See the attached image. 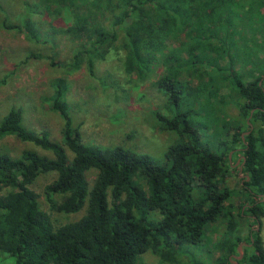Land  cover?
Listing matches in <instances>:
<instances>
[{
	"label": "trees",
	"instance_id": "16d2710c",
	"mask_svg": "<svg viewBox=\"0 0 264 264\" xmlns=\"http://www.w3.org/2000/svg\"><path fill=\"white\" fill-rule=\"evenodd\" d=\"M31 6L75 41L64 66L84 64L92 75V57L122 49L128 79L142 82L151 73L170 106L168 115L155 112L153 127L170 143L160 162L120 145L83 143L62 100V77L51 79L48 98L62 120L59 142L26 129L22 109L9 105L0 113V138L13 135L47 154L0 150V264H143L145 253L182 264L179 256L194 245L208 257L212 249L220 254L190 257L188 264H264V0H36ZM11 15L0 0V29L43 42L28 15ZM237 158L244 195L233 212L227 177ZM49 172L54 177L42 188L48 209L77 217L55 223L40 206L30 185ZM214 224L222 227L211 242L206 232ZM239 244L242 256L232 262Z\"/></svg>",
	"mask_w": 264,
	"mask_h": 264
},
{
	"label": "rangeland",
	"instance_id": "374dc122",
	"mask_svg": "<svg viewBox=\"0 0 264 264\" xmlns=\"http://www.w3.org/2000/svg\"><path fill=\"white\" fill-rule=\"evenodd\" d=\"M1 1L12 14L11 18L28 15L40 29L44 37L42 41L45 43L30 40L25 32L0 29V78H4V82L0 83V113L9 105L19 107L22 109V124L26 129L45 132L49 139L59 142L62 120L58 113L50 110L48 98L53 90L51 79L62 77L66 88L62 100L66 105L72 126L77 129L83 143L102 147L120 145L144 153L155 162L163 159V152L170 141L165 133L153 127L154 114L160 112L168 115L170 106L166 98L161 97L152 85L151 73L147 74L146 80L142 82L128 79L122 70V49L110 51L101 60L92 57V75L88 74L84 64L78 69L64 66L65 59L71 54V44L75 41L66 33L55 32L36 14L35 8L31 6L36 0ZM44 55H53L54 60L59 61L60 64L50 65L47 59L42 57ZM11 64L14 66L12 69H10ZM232 111L231 107L227 112ZM203 117L204 115H201L200 120ZM22 148L34 150L41 155L47 154L30 142L19 141L13 135L0 138V150L11 155H16ZM237 160L238 158L235 162ZM235 162L231 165L227 177L228 185L234 190L233 212L236 211L244 195L240 187L242 174L235 173L234 168L238 167V161ZM93 174L92 170L86 173L88 181ZM53 177L52 172L40 174L30 185L39 196L40 206L50 213L55 223L77 217L79 213L65 214L48 209L42 196V188ZM238 222L240 227L244 226L242 220ZM213 227L212 231L206 232L211 242L218 239V231L222 226L214 224ZM260 236L264 246V218L260 220ZM185 250L186 254L179 256L180 263L183 261L182 264L187 263L186 260L190 257L205 261L209 260L207 258L213 260L220 254L219 250L212 249L208 257L205 249L198 245L188 246ZM236 256L237 254H232V262L241 258L242 250L241 256L239 258ZM141 261L143 264H170L151 253L143 254Z\"/></svg>",
	"mask_w": 264,
	"mask_h": 264
},
{
	"label": "water",
	"instance_id": "95a60500",
	"mask_svg": "<svg viewBox=\"0 0 264 264\" xmlns=\"http://www.w3.org/2000/svg\"><path fill=\"white\" fill-rule=\"evenodd\" d=\"M237 161H239V160H237ZM237 161L235 162V163H237ZM240 166V165H239ZM240 246H241V244H239L238 246H237V258H239L240 256H241V250H240Z\"/></svg>",
	"mask_w": 264,
	"mask_h": 264
},
{
	"label": "flooded vegetation",
	"instance_id": "af4514ba",
	"mask_svg": "<svg viewBox=\"0 0 264 264\" xmlns=\"http://www.w3.org/2000/svg\"><path fill=\"white\" fill-rule=\"evenodd\" d=\"M239 160V159H238ZM239 167V166H238Z\"/></svg>",
	"mask_w": 264,
	"mask_h": 264
}]
</instances>
